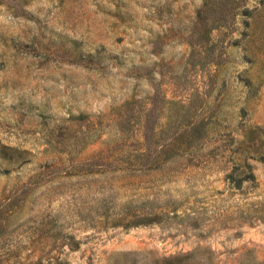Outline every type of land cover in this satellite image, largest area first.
Instances as JSON below:
<instances>
[{"label":"rangeland","instance_id":"1","mask_svg":"<svg viewBox=\"0 0 264 264\" xmlns=\"http://www.w3.org/2000/svg\"><path fill=\"white\" fill-rule=\"evenodd\" d=\"M0 264H264V0H0Z\"/></svg>","mask_w":264,"mask_h":264}]
</instances>
